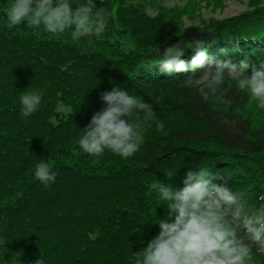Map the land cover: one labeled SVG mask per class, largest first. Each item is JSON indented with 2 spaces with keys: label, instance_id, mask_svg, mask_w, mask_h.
<instances>
[{
  "label": "trees",
  "instance_id": "trees-1",
  "mask_svg": "<svg viewBox=\"0 0 264 264\" xmlns=\"http://www.w3.org/2000/svg\"><path fill=\"white\" fill-rule=\"evenodd\" d=\"M249 1L238 15L185 28L178 10L148 17L129 0H97L108 25L78 42L68 30L52 36L0 19V264H34L39 255L44 264H131V252L157 233L156 217L167 218L152 186L183 187L193 164L254 209L264 203V110L228 80L204 99L150 65L156 50L174 44L187 65L191 44L202 40L206 55L264 71V5ZM6 6L0 0V17ZM113 83L150 102L166 135L152 125L131 157H91L76 138ZM26 87L42 100L21 119L17 98ZM38 159L56 172L47 188L31 175ZM252 264H264V251L253 247Z\"/></svg>",
  "mask_w": 264,
  "mask_h": 264
},
{
  "label": "clouds",
  "instance_id": "clouds-1",
  "mask_svg": "<svg viewBox=\"0 0 264 264\" xmlns=\"http://www.w3.org/2000/svg\"><path fill=\"white\" fill-rule=\"evenodd\" d=\"M0 19L9 29L23 23L52 36L68 30L73 42L99 37L108 25L106 13L97 10V0H7ZM206 46L202 40L194 41L187 65L179 44L156 50L150 65H159L177 87L193 89L204 99L219 94L228 80L264 110V71L249 70L244 59L232 63L228 57L206 55ZM98 95L102 107L91 114L76 138L82 153L100 157L108 151L125 159L138 151L147 127L154 125L155 131L166 135L164 123L142 96L115 83ZM41 100L39 91L20 90L19 117L26 119L38 111ZM31 175L44 188L56 178L51 162L39 159ZM206 175L207 166L193 164L186 168L183 187L173 189L159 181L152 186L167 218L156 217L157 233L131 252V264H252L253 247L264 251V203L254 209L242 192L210 183L203 179ZM34 264H44L40 255Z\"/></svg>",
  "mask_w": 264,
  "mask_h": 264
},
{
  "label": "rangeland",
  "instance_id": "rangeland-1",
  "mask_svg": "<svg viewBox=\"0 0 264 264\" xmlns=\"http://www.w3.org/2000/svg\"><path fill=\"white\" fill-rule=\"evenodd\" d=\"M193 1L195 0H129L148 17L159 13L170 14L173 10H178L179 24L185 28L196 27L208 19L229 18L250 9L249 0H220V4L213 0H204L200 5ZM261 1L264 5V0ZM57 111L62 117H67L70 112L69 108L63 105H59Z\"/></svg>",
  "mask_w": 264,
  "mask_h": 264
}]
</instances>
